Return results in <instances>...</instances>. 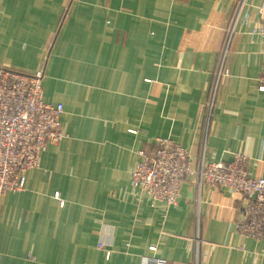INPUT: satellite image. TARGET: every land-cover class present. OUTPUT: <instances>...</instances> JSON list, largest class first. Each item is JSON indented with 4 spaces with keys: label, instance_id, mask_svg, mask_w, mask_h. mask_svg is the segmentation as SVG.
Returning <instances> with one entry per match:
<instances>
[{
    "label": "crops",
    "instance_id": "1",
    "mask_svg": "<svg viewBox=\"0 0 264 264\" xmlns=\"http://www.w3.org/2000/svg\"><path fill=\"white\" fill-rule=\"evenodd\" d=\"M263 12L264 0H0V66L44 71L65 134L0 197V264H264V237L238 229L243 195L198 175L239 154L264 178ZM158 137L196 171L172 207L131 187Z\"/></svg>",
    "mask_w": 264,
    "mask_h": 264
},
{
    "label": "built area",
    "instance_id": "2",
    "mask_svg": "<svg viewBox=\"0 0 264 264\" xmlns=\"http://www.w3.org/2000/svg\"><path fill=\"white\" fill-rule=\"evenodd\" d=\"M254 33L264 41V14ZM43 80V70L27 74L0 66V197L24 190L26 172L39 167L40 155L48 145L65 137L61 122L64 106L44 101ZM259 89L264 91V65ZM155 144V152H140L142 160L131 172V185L153 204L172 207L178 202L182 180L196 171L189 153L179 144L163 137L156 138ZM248 168L249 159L239 154L231 162H212L198 171L199 184L242 194L240 234L262 239L264 178L251 177ZM164 263L155 260V264Z\"/></svg>",
    "mask_w": 264,
    "mask_h": 264
},
{
    "label": "rangeland",
    "instance_id": "3",
    "mask_svg": "<svg viewBox=\"0 0 264 264\" xmlns=\"http://www.w3.org/2000/svg\"><path fill=\"white\" fill-rule=\"evenodd\" d=\"M155 146H156V144H155ZM143 151H144V150H143ZM155 151H156V148H155V150H154L153 152H155ZM140 152H141V151H140ZM140 156H141V154H140ZM141 160H142V156H141L140 161H141ZM140 161H139V162H140ZM139 162L137 163V165L139 164ZM137 165H136V166H137ZM136 166H135V167H136ZM135 167H134V168H135ZM134 168H133V169H134ZM133 169H132V170H133ZM132 170L130 171V182L132 181V180H131V172H132ZM131 187H132V185H131ZM132 189H133V188H132ZM133 190H134V189H133ZM139 195H140V194H139ZM57 196H58V195H57ZM140 196H142V195H140ZM142 197H144V196H142ZM146 198H148V197H146ZM148 199H149V198H148ZM63 204H64V202H63Z\"/></svg>",
    "mask_w": 264,
    "mask_h": 264
}]
</instances>
